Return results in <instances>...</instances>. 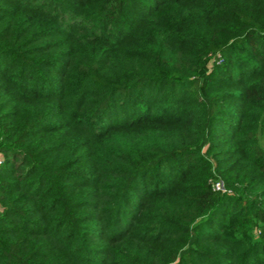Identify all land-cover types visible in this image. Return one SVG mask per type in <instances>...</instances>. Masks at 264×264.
<instances>
[{"label": "trees", "instance_id": "16d2710c", "mask_svg": "<svg viewBox=\"0 0 264 264\" xmlns=\"http://www.w3.org/2000/svg\"><path fill=\"white\" fill-rule=\"evenodd\" d=\"M263 140L264 0H0V264H264Z\"/></svg>", "mask_w": 264, "mask_h": 264}, {"label": "built area", "instance_id": "2783aa9c", "mask_svg": "<svg viewBox=\"0 0 264 264\" xmlns=\"http://www.w3.org/2000/svg\"><path fill=\"white\" fill-rule=\"evenodd\" d=\"M1 161V158H0ZM211 186L213 189L225 190L223 181L220 178L211 179Z\"/></svg>", "mask_w": 264, "mask_h": 264}, {"label": "rangeland", "instance_id": "374dc122", "mask_svg": "<svg viewBox=\"0 0 264 264\" xmlns=\"http://www.w3.org/2000/svg\"><path fill=\"white\" fill-rule=\"evenodd\" d=\"M263 142H264V140H263Z\"/></svg>", "mask_w": 264, "mask_h": 264}]
</instances>
